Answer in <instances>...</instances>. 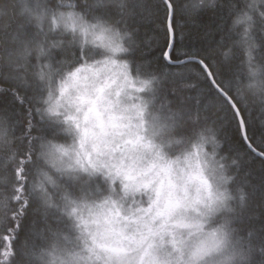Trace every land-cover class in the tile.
<instances>
[{"label": "snow or ice", "instance_id": "snow-or-ice-1", "mask_svg": "<svg viewBox=\"0 0 264 264\" xmlns=\"http://www.w3.org/2000/svg\"><path fill=\"white\" fill-rule=\"evenodd\" d=\"M0 264H264V0H0Z\"/></svg>", "mask_w": 264, "mask_h": 264}, {"label": "trees", "instance_id": "trees-1", "mask_svg": "<svg viewBox=\"0 0 264 264\" xmlns=\"http://www.w3.org/2000/svg\"><path fill=\"white\" fill-rule=\"evenodd\" d=\"M185 2V0H178V3H180L181 5H183ZM211 13L208 12V13H202L201 16L198 18V22L203 25L205 23L208 22V19L210 17ZM178 23L183 26L185 28V31L188 33V36L186 38V40L184 41V43L188 46H191L193 44H195L196 46H200L201 43H206L208 41H212L213 39L215 40H219L220 39V36L217 34L215 36H209L207 38L206 41H201L200 39L197 38V33H199L201 31L200 28L198 27H194L190 24L186 25L185 24V21L183 19H180L178 21ZM152 35V25L151 23H146L144 25V27H142L141 29V36L144 37V36H151ZM253 110H255L258 114V109L256 108L255 105H253ZM256 167L258 168L259 165L257 164Z\"/></svg>", "mask_w": 264, "mask_h": 264}]
</instances>
